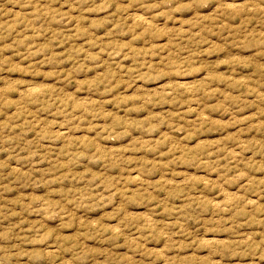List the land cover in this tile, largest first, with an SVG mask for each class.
Instances as JSON below:
<instances>
[{"label":"rangeland","instance_id":"rangeland-1","mask_svg":"<svg viewBox=\"0 0 264 264\" xmlns=\"http://www.w3.org/2000/svg\"><path fill=\"white\" fill-rule=\"evenodd\" d=\"M0 264H264V0H0Z\"/></svg>","mask_w":264,"mask_h":264}]
</instances>
